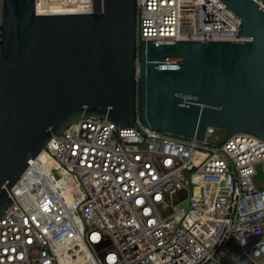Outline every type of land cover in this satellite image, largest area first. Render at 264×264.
Returning <instances> with one entry per match:
<instances>
[{"label":"built area","instance_id":"obj_1","mask_svg":"<svg viewBox=\"0 0 264 264\" xmlns=\"http://www.w3.org/2000/svg\"><path fill=\"white\" fill-rule=\"evenodd\" d=\"M42 3L84 10L40 14ZM93 3L35 0V12L87 14ZM239 32L216 0H136L137 62L141 40L236 43ZM216 132L160 131L138 110L134 127L107 116L74 121L9 191L16 200L0 216V264H264V187L256 185L264 140ZM46 156L84 188L75 209L43 168Z\"/></svg>","mask_w":264,"mask_h":264},{"label":"water","instance_id":"obj_2","mask_svg":"<svg viewBox=\"0 0 264 264\" xmlns=\"http://www.w3.org/2000/svg\"><path fill=\"white\" fill-rule=\"evenodd\" d=\"M216 1L240 21V41L141 40L137 62L136 0L45 16L35 0H3L0 216L30 163L80 118L134 127L138 110L148 127L179 136L203 139L214 127L226 140H264V7Z\"/></svg>","mask_w":264,"mask_h":264},{"label":"rangeland","instance_id":"obj_3","mask_svg":"<svg viewBox=\"0 0 264 264\" xmlns=\"http://www.w3.org/2000/svg\"><path fill=\"white\" fill-rule=\"evenodd\" d=\"M228 135L226 130L217 129L216 136L225 138ZM44 169L50 173L53 181L63 196L64 201L72 209L85 197L84 188L73 177L67 176L64 169L52 158L45 157L43 160ZM258 177L256 185L259 188L264 187V163L257 166Z\"/></svg>","mask_w":264,"mask_h":264},{"label":"bare ground","instance_id":"obj_4","mask_svg":"<svg viewBox=\"0 0 264 264\" xmlns=\"http://www.w3.org/2000/svg\"><path fill=\"white\" fill-rule=\"evenodd\" d=\"M50 4H43L42 3V6H40L39 10H38V13L40 14H43V13H46L48 12L49 14H62V13H74V12H77V11H83L84 9L83 8H77V7H74V6H53V7H50L49 6Z\"/></svg>","mask_w":264,"mask_h":264}]
</instances>
